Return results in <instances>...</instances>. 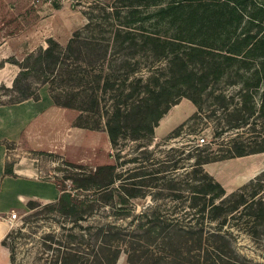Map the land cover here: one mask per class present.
<instances>
[{"label": "trees", "instance_id": "trees-1", "mask_svg": "<svg viewBox=\"0 0 264 264\" xmlns=\"http://www.w3.org/2000/svg\"><path fill=\"white\" fill-rule=\"evenodd\" d=\"M203 1L78 0L76 4L86 9L87 23L66 46L51 41L22 60L0 62V70L7 62L18 67L12 87L0 85V99L13 97L12 104L38 101L39 85L73 82L82 102L77 119L86 115L93 123L77 126L104 130L117 148L111 163L77 173L72 190L57 184L62 192L58 201L40 210L56 212L63 219L59 235L49 233L43 238L53 258L46 264H117L131 225L142 229L151 222L161 223L181 242L162 239L144 248L139 264H242L228 231L229 221L237 220L239 225L244 219L249 225L264 220V171L228 194L204 166L263 153L264 144L234 139L216 157H205V150L192 146L184 179L167 167L148 171L139 158L124 162L120 149L124 140L154 139L162 118L182 99L196 106V116L204 117L202 95L211 79L219 81L225 74L224 62L264 47V34L252 41L249 34L238 37L221 28H194L204 21ZM195 2L198 8L186 11ZM209 39L219 44L208 45ZM257 73H264V59ZM215 99L225 103L222 96ZM224 107L227 118L215 127L217 137L249 125L256 113L264 111V95L256 113L248 106L230 113ZM127 164L135 166L126 169ZM177 165L171 170H177ZM5 174L15 175L13 165H6ZM147 197L154 203L135 214L133 201ZM159 200L172 205L164 212ZM130 216L128 225L119 223Z\"/></svg>", "mask_w": 264, "mask_h": 264}, {"label": "rangeland", "instance_id": "rangeland-1", "mask_svg": "<svg viewBox=\"0 0 264 264\" xmlns=\"http://www.w3.org/2000/svg\"><path fill=\"white\" fill-rule=\"evenodd\" d=\"M76 1L78 0H0V62L22 60L30 52L41 46L46 47L51 41L66 46L74 33L83 30L87 23L86 9L76 4ZM189 5L192 6L186 8V11L191 12L198 8L199 3ZM201 5L204 21L195 24L194 28H221V31L238 37L249 34L252 41L264 34V0H204ZM224 36H227L226 33ZM207 44L217 46L219 43L209 39ZM209 59L212 57L209 56ZM262 59L264 47L253 50L249 55L230 59L227 63L220 58L226 65L225 74L219 81L211 79L210 85L204 90L201 102L204 117L196 116L192 103L188 99H182L179 105H187L178 111L179 114L169 119L167 128L159 136L157 130L155 135L162 137L170 128L176 129L189 117L195 118L175 135H169L170 132L157 139L148 137L140 141H122L120 149L124 151L123 161L139 158L148 171L167 167L171 174H179L184 179L182 175L189 165L188 152L192 146L205 150V157H216L222 153H219L220 150L233 145L234 139L245 144H264V111L256 113L264 95V73H257ZM211 65L208 67L212 68ZM17 72L18 67L7 62L0 70V85L12 87ZM39 94L38 101L31 100L33 112L39 114L34 120L26 121L25 124L28 125H22L23 131L18 133L22 135L26 131V137L23 138V135L5 144L8 149L7 164L35 167V175L19 169L20 175L53 181L62 188L72 190V179L77 173L93 172L98 166L111 163L117 154V148L112 147L104 130L77 126H90L93 123L86 115L77 119L82 102L80 91L73 82L41 84ZM219 96L224 97V104L215 99ZM12 99L9 96L0 99V112L3 107L14 105L11 103ZM224 106L229 108V113L248 106L254 108L256 114L246 127L224 132L217 137L215 127L226 122L227 118ZM201 138L205 139L203 143ZM244 157L245 159L231 167H226L230 159L214 163L213 171L219 175L228 194L240 190L264 171V152ZM176 163L178 169L172 171ZM134 166L127 164L126 169ZM262 183L264 184V175ZM261 196L264 197V187ZM133 203L135 214H141L154 201L147 197L136 199ZM158 203L164 212L172 205L167 200H159ZM33 206V202H29L22 209H12L9 201L3 203L4 210L0 212V264H46L53 259L52 252L47 251L44 246L43 238L49 233L59 235L63 219L56 212H40L44 205L37 208ZM12 213H17L19 218L15 222H8L7 216ZM132 219L133 216H130L118 221L128 225ZM111 220H115V217ZM235 222L238 221H229L228 231L238 253V261L242 264H264V220L259 219L249 225L245 224L244 219L239 225ZM131 228L117 264H139L140 252L144 248L154 247L162 239L173 243L181 242L159 222L148 223L142 229H135L133 224Z\"/></svg>", "mask_w": 264, "mask_h": 264}, {"label": "crops", "instance_id": "crops-1", "mask_svg": "<svg viewBox=\"0 0 264 264\" xmlns=\"http://www.w3.org/2000/svg\"><path fill=\"white\" fill-rule=\"evenodd\" d=\"M192 105L194 106L193 113H195L197 108L193 103ZM38 114L39 112H33L31 100L3 107L0 112V212H3L4 210L3 203L5 201L10 202L12 209H22L23 207H26L29 202H33V207L37 208L39 206L57 202L62 193L56 182L43 181L38 177L32 178L28 175H20L19 169L28 172L30 175H35V167L14 164L13 171L15 175L11 176L5 174L6 165L8 163V149L5 144L8 141L17 140L23 135V138L26 137L24 134L26 131H24L22 135H20L21 133L18 134L19 131H23L21 126L24 125L26 121L30 122L34 120ZM173 129L174 127L170 128L162 137L168 135ZM154 137H156V139L162 138L156 135ZM243 158L245 159V157H237L228 160L226 167H231V165L239 163ZM214 163L215 162L205 164V170L222 184L219 175L213 171Z\"/></svg>", "mask_w": 264, "mask_h": 264}, {"label": "bare ground", "instance_id": "bare-ground-1", "mask_svg": "<svg viewBox=\"0 0 264 264\" xmlns=\"http://www.w3.org/2000/svg\"><path fill=\"white\" fill-rule=\"evenodd\" d=\"M187 105V103H183V104H178V105H176L172 110H170V112L168 113V114H166L163 118H162V120L160 121V125L156 128V130H157V135L159 136V133H161L165 128H167V124H168V121H169V119L172 117V116H176L177 114H179L178 113V111L182 108V107H184V106H186ZM243 164V163H242ZM255 166H253V168H254ZM249 170V169H248ZM253 171H255V170H253ZM255 174V173H254ZM223 177V176H222ZM227 182V181H226ZM228 187V186H227Z\"/></svg>", "mask_w": 264, "mask_h": 264}, {"label": "built area", "instance_id": "built-area-1", "mask_svg": "<svg viewBox=\"0 0 264 264\" xmlns=\"http://www.w3.org/2000/svg\"><path fill=\"white\" fill-rule=\"evenodd\" d=\"M201 143H203L205 141L204 138H201ZM8 218V222H15L19 217L17 213H12L11 215L7 216Z\"/></svg>", "mask_w": 264, "mask_h": 264}]
</instances>
